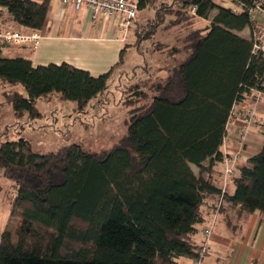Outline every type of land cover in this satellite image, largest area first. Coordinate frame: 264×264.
<instances>
[{
    "label": "trees",
    "instance_id": "1",
    "mask_svg": "<svg viewBox=\"0 0 264 264\" xmlns=\"http://www.w3.org/2000/svg\"><path fill=\"white\" fill-rule=\"evenodd\" d=\"M155 1L137 0V10ZM233 1L240 13L212 0H172L153 19L164 8L174 15L166 24L164 14L136 26L133 47L141 55L157 30L185 24L188 32L176 43L149 44L162 65L146 63L147 90L140 82L128 91L123 104L134 107L110 149L90 153L71 144L42 155L23 139L0 144V172L17 187L0 234V264H178L198 257L191 237L210 197H218L215 211L228 204L264 216V142L228 175L231 194L203 177L225 160L221 147L233 105L252 90L264 92V58L252 53V38L237 34L252 28L250 10L264 9V0ZM49 5L0 0L10 19L30 32L43 29ZM197 20L210 23L198 28ZM128 47L98 77L66 63L33 67L24 58L1 57L0 47V82L20 84L26 93L4 92L5 103L15 115L25 111L34 119L35 101L56 93L83 110L123 66Z\"/></svg>",
    "mask_w": 264,
    "mask_h": 264
},
{
    "label": "crops",
    "instance_id": "2",
    "mask_svg": "<svg viewBox=\"0 0 264 264\" xmlns=\"http://www.w3.org/2000/svg\"><path fill=\"white\" fill-rule=\"evenodd\" d=\"M136 3L137 0H129ZM223 7L240 13L242 8L233 0H224ZM215 13H211L213 17ZM205 23L210 22L197 20ZM14 23L9 15L0 7V29L13 27ZM119 20L93 21L88 10L74 11L70 6H62L59 0H50L49 10L45 25L40 31L38 44L13 46L6 45L1 49V57L24 58L31 61L33 67L49 64H69L74 68L85 70L93 77L107 73L118 61L120 51L129 46L126 53L133 47L131 31L139 24L138 18L128 30L120 27ZM134 28V29H133ZM202 28V27H198ZM14 31V30H13ZM21 33H33L19 27ZM264 37V19L260 14L252 15V28H245L237 34L244 39H251L253 34ZM134 34V33H133ZM151 61L150 64H153ZM1 83V82H0ZM2 84V83H1ZM18 92V91H17ZM21 94V93H20ZM246 104L254 110V122L245 142L240 144L238 130L243 114L241 106ZM264 122V92L252 90L243 99L232 107L231 115L226 125V133L221 147L225 161L216 163L210 174L204 173L203 177L212 180L227 194L233 192L232 177L238 168L248 159L258 153L264 142L261 125ZM240 153V154H238ZM236 160H231L237 156ZM225 167H232L233 176L224 179ZM195 174H198V168ZM224 181V182H223ZM224 185V187H223ZM218 197L207 199L200 208L202 221L196 226L191 237V242L201 247L203 244L204 230L212 228L209 244L212 253L203 258L200 264H264V216L255 212L252 214L241 213L239 207L222 205L215 215ZM190 258H180L178 264H194Z\"/></svg>",
    "mask_w": 264,
    "mask_h": 264
},
{
    "label": "rangeland",
    "instance_id": "3",
    "mask_svg": "<svg viewBox=\"0 0 264 264\" xmlns=\"http://www.w3.org/2000/svg\"><path fill=\"white\" fill-rule=\"evenodd\" d=\"M171 1L156 0L147 8L138 11L139 23L147 24L148 27L160 19V16L166 14L165 19H163V24H166L174 18V15L171 12H165L164 8L157 13L156 20L153 21V19L157 9L163 7L162 5L168 6ZM212 1L218 6L223 7L224 5V0ZM169 8L172 9L173 7L169 6ZM204 24L198 22L196 27H203ZM19 27V25L13 24V27L6 29L19 31ZM185 27L186 25L183 24L181 27L169 30H157L151 39L143 42V45H147L143 55L137 53L134 47L130 48L124 56L123 66L111 76L105 91L92 99L83 110H77L75 103L71 101H60L56 93H51L35 101V107L39 112L38 117L31 119L25 111L15 115L12 108L5 103L3 93L14 90L26 96L25 90L20 84L10 86L0 83V144L23 139L29 142L33 153L42 155L56 152L58 149L71 144L79 145L84 151L90 153L110 149L125 134V120L128 119V111L134 107V105L126 106L123 104L131 95L128 91L140 82L143 83L142 86L147 88L150 84L146 85L148 73H145L143 69L146 63L155 61L156 55L152 54L151 47H148L149 44L155 43L156 48L166 42L176 43V38H183L187 34L188 31ZM134 30L131 31V43L135 40ZM161 58L158 57L157 59L160 65H162L161 60H163ZM158 63L155 61V64ZM155 75H151V82L154 77L165 76V73ZM146 87L145 90H147ZM192 168L196 172V168L194 166ZM228 168L231 169L232 167ZM226 178L224 177L225 180ZM16 194L15 183L5 179L0 172V234L9 215V205Z\"/></svg>",
    "mask_w": 264,
    "mask_h": 264
},
{
    "label": "built area",
    "instance_id": "4",
    "mask_svg": "<svg viewBox=\"0 0 264 264\" xmlns=\"http://www.w3.org/2000/svg\"><path fill=\"white\" fill-rule=\"evenodd\" d=\"M62 6H70L74 11H81L83 9L88 10L91 13V18L93 21L103 20H119L120 27L123 30H128L131 28L137 17V6L136 3H132L129 0H59ZM194 9H191V13ZM250 14H260L264 19V9L256 6L254 9L250 10ZM40 35L37 32L33 33H21L13 30H3L0 29V47L6 45L13 46H24L31 45L35 47L38 44ZM252 53L254 55H259L264 58V37L261 34H253L252 36ZM243 112L241 116V125L238 130L239 142L243 144L245 138L250 132V128L254 122V110L250 106L243 104L241 106ZM237 156H234L231 160H236ZM227 164L230 163L229 159L224 160ZM232 174V169L228 168L224 170V175L227 177ZM220 202L218 204V207ZM218 209L215 211L217 214ZM212 233V228L204 230L205 240L198 251V257L194 259V264H200L201 260L207 255L212 253L211 245L209 244V238Z\"/></svg>",
    "mask_w": 264,
    "mask_h": 264
}]
</instances>
